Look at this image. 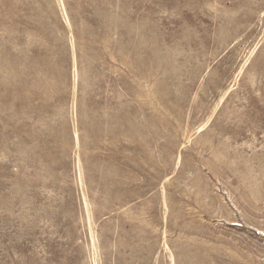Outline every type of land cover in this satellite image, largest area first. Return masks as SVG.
<instances>
[{
    "label": "rangeland",
    "instance_id": "rangeland-1",
    "mask_svg": "<svg viewBox=\"0 0 264 264\" xmlns=\"http://www.w3.org/2000/svg\"><path fill=\"white\" fill-rule=\"evenodd\" d=\"M0 264H264V0H0Z\"/></svg>",
    "mask_w": 264,
    "mask_h": 264
}]
</instances>
